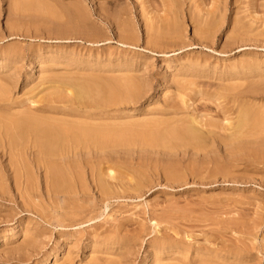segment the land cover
<instances>
[{"label":"rangeland","instance_id":"1","mask_svg":"<svg viewBox=\"0 0 264 264\" xmlns=\"http://www.w3.org/2000/svg\"><path fill=\"white\" fill-rule=\"evenodd\" d=\"M100 1L0 0V93L4 88L13 101L2 104L34 109L62 85L106 82L126 101L105 105L106 120L88 121L134 126L122 124L123 147L48 158L77 163L83 178L57 187L44 180L48 164L38 166L30 149L19 154L0 135V264H264V128L249 141L229 138L243 106L264 127V0H202L203 6L188 0L176 20L181 30L160 38L146 31L151 25L160 31L161 11L147 8L143 16L142 0L105 4L113 15L126 10L115 16L126 20L128 32L100 14ZM77 2L89 12L82 26L64 15ZM59 115L71 118L51 117ZM190 116L219 124L223 137H206L199 149L138 139L153 119L184 124ZM96 155L104 158H94L104 193L83 163ZM27 189L39 196L30 199L39 210L23 203Z\"/></svg>","mask_w":264,"mask_h":264},{"label":"bare ground","instance_id":"2","mask_svg":"<svg viewBox=\"0 0 264 264\" xmlns=\"http://www.w3.org/2000/svg\"><path fill=\"white\" fill-rule=\"evenodd\" d=\"M27 1H29V0H27ZM38 1H42V0H38ZM116 1H119V0H101L100 3L97 2L100 4V7H98L99 12L102 16L105 17V19L110 20V22H118L119 25H121V27L123 25L124 28H127L128 32H129V30H131V29L129 28L130 25L126 24L127 23V22H125L126 20L124 22L120 21L122 16L121 17H119V15L115 16V14H117V13L123 15L126 10H123V8H121L123 10V12L120 9L119 11L121 13L117 12L113 15L112 12H111V14L109 13L108 8L106 7L107 4L110 6V4H113ZM152 1H154V0H142V1H140L143 16H146V14H144V13H146V12H144V10L147 8H148L147 13L150 11L149 9H151V12H156V13L161 11L162 14L160 13L159 19H161V21H163L165 23L162 22L163 28L159 27L160 31L159 30L156 31L155 26L151 25L150 28L148 27L147 31H146L147 35L149 37H153V38H158V37L160 38V37H166L168 35L177 34V32H179L180 28H179V25H177L179 21L177 22L176 20L179 16L181 17L182 6L184 4H186V2L188 0H155L156 5L154 3H152ZM191 1H196V3L198 2L201 4L200 1H202V0H191ZM81 2H77L74 5L72 4L71 7L65 6L66 7V8H64L65 14L63 13L64 15H67L66 18L68 19V21H71V22L77 21V22H79L78 23L79 25H81L82 23L86 22L89 19V12L86 8V5L84 3H81ZM29 3H31V2H29ZM43 3H44L43 4L44 6H47L45 4V2H43ZM191 3L193 4V2H191ZM118 4H119V2L116 3V5H118ZM34 6H35V4H34ZM39 6L41 7V5H39ZM188 6L190 7L189 4H188ZM113 7H111L112 8L111 10H113ZM196 7H198V4ZM46 9L47 8H45V10ZM53 11H55V10H53ZM184 11H186V10H184ZM57 12H59V11L57 10ZM55 14H56V12H55ZM51 15H53V14H51ZM58 15H60V14L58 13ZM125 15H126L125 17H127L128 14H125ZM189 15L190 14H188L187 16H189ZM53 18H54V16H53ZM130 18H132V17H130ZM189 18L192 19V17H188V20H189ZM67 19H65V20H67ZM194 20L195 19H193V21ZM207 20H208V18H207ZM210 20H208L207 23L210 24V22H209ZM212 20H211V22H215ZM204 21H206V19L203 20V22L201 21L200 25H201V23L203 24ZM206 24H205V26H206ZM86 25H84V27H86ZM163 25L165 26V28ZM180 27H182V26H180ZM206 27H208V26H206ZM211 27H212V25L210 26V28ZM153 29H155L156 32L155 31L151 32ZM198 29H200V28H198ZM205 33L206 32H204V34ZM129 34H131V32ZM170 37H172V36H170ZM73 81H75V80H73ZM88 81L85 80L84 82H88ZM66 82H68V81H66ZM71 82H72V80H71ZM84 82H82V84H80V85H75L78 83V82L76 83V81H75V84H69V85L67 83L66 84L62 83V84H65L66 86L68 85V87H64V88H66V89H64L63 88L64 85H62V89L64 91H59V92L52 94L53 97H51V100H49V102H47L46 104H43L44 106L36 107L34 109L31 107H28L27 109H24V108L21 109L22 108L21 107L20 111H17V109L19 110V108H17V107H16L17 109H15L12 106L10 107L6 104L1 103V102H4L7 104H11L13 102L10 98H8V94H9L8 91L5 92V90H3L4 88H2L1 93H0V135H4L8 139L9 145H11L13 148L15 147L16 151L19 152V154H21V151H26L27 149H30L34 154L33 161L38 166L41 167L43 165L45 166L46 164H48L49 165V171L46 168L47 172L44 175V180L46 181L47 184L49 182H52L55 187L61 186V185H64V186L70 185V184H72V182L75 183L76 181L82 182L83 178L80 177V175L75 174V170L78 169L77 168L78 166L76 165L77 163H73V162H71V160H66V161L65 160H60V161L48 160V158H50V157H62V156L65 157L69 153L76 154L77 152H79L81 150L87 151V152H92V154H98V153H101L100 151H103L106 148L123 147V145H125L126 141H128L127 132L124 130V129H126L125 128L126 124L129 125L128 123L124 122L125 124H123V123L122 124L125 126H122V124H120L118 122V120L116 121V124H114V122L111 121L112 122V123L110 122L111 124L117 125V126L113 127L110 125V123H109V125H105V122L102 123L100 121V125L99 124L96 125V124H94V122L93 123L91 122L93 120H102L103 121V120L107 119L104 117V115L107 116L110 109L109 110L104 109L105 105H108L110 103L118 104L122 100L126 101V100H124L125 98L121 97V95L119 94L120 90L119 91L114 90L112 88V87H114V85L112 87L108 86L106 84V82H104V81L103 82H104V84L107 85V87H103V88H102V85H104V84H102L101 86H100V84H98L99 86L95 87L92 85L91 86L90 85H87V86L83 85ZM92 83H94V82H92ZM128 83H129V81L125 84L128 85ZM130 84H132V82H130ZM130 84H129V86H130ZM118 85L121 87L122 84L121 85L118 84ZM132 85L135 87L134 84H132ZM59 86H61V84ZM133 86H132V88H134ZM122 87H123V85H122ZM127 88H129V87H127ZM132 88H129V89H132ZM69 89H70V91H72V94H68V93L65 94V92L66 91L68 92ZM134 90H136V88H134ZM2 91H4V92H2ZM123 92H122V94H123ZM125 92H128V91L126 90ZM132 95L135 96L134 94H132ZM71 96H73V97H71ZM27 99L29 101L30 98H27ZM45 99L46 98H44V100ZM39 100L41 101V99H39ZM31 101H33V100L30 99L29 104L32 105ZM36 101H38V100H36ZM40 101H38V102H40ZM46 101H47V99H46ZM241 103L239 104V106H241ZM58 104L66 106L65 108H67V105H69V106L70 105H76V106L75 107H69V110H66L64 108L60 109V107H58L59 106ZM96 110H100V112H97ZM59 113H63V115L65 114L64 116L67 115L64 118L71 116V118L72 117H78L80 119L81 118L84 119L85 121H83L82 119H81V121H79L80 119L78 121H71V118H68V120L70 119V121H68L67 119L63 120V116H61V115H59V116H61L62 119L56 118L55 117L56 115L51 117V115L59 114ZM173 114H175V113H173ZM237 115L238 116H235L234 124L233 123L230 124V127L232 129L230 128L229 133H230V131H231V133H230V135H229V133H227V136L225 135V137H224L225 139H227V137L230 136L229 138L231 140L234 137V140H238L239 138H241L240 140H244V139L246 140L247 139L249 141V139L252 138L253 135L259 134L256 131L257 129L260 130V128H264L262 122H260L259 119H255L252 111L250 109L244 107V106L237 113ZM178 117H180V116H178ZM189 118H191V116ZM177 119L180 121L179 118H177ZM88 120H91V121H88ZM153 120H154V122L153 121H151V122L147 121L149 124L150 123L153 124V125L151 124L153 126V128H150V129L147 128V127H149V125L144 120L147 123L146 124L147 127H145V128L148 129V131L139 135L142 137H138V139L148 138L150 141L154 142L159 147L160 146H162V147L167 146L166 148H173L174 146H179V143H182L181 145H183V144L186 146L191 145V146H193L194 149L195 148L199 149V148L206 147L205 146L206 142H204V141H206V137H207V139L209 138V140L211 138L212 139L215 138L217 136V134L219 136V139H221L220 136L223 137V135L219 134L220 133L219 131L216 132V130H215L217 128H221V126L219 124L217 125V123H215V122H213V123L206 122V124H205L201 120L199 121L198 118H196V117L191 118L188 123L186 121H183L184 124H182V122H179L180 125H179V123H176V121H174L175 117H170V119L167 118L166 120H163L161 118V120H160L161 122L159 121V119L157 122H155L156 121L155 119H153ZM178 120H177V122H178ZM183 120H185V119H183ZM138 122L142 123L140 120ZM145 122H143V125H145ZM185 122H186V124H185ZM95 123H97V121ZM117 123H119V124H117ZM135 123H137V122L134 121L133 124H135ZM106 124H108V123H106ZM181 124H182V126H181ZM129 126H126V127L134 128V126L133 127H129ZM139 127H140V125H139ZM141 127H142V125H141ZM203 127H206L207 131L205 130V128L202 129ZM145 128L143 126L141 129L140 128L139 129L145 130ZM226 129L228 130V128H226ZM203 130H205V131H203ZM217 130H219V129H217ZM133 131H134V129H133ZM254 131H256L257 133H255ZM263 131H264V129H263ZM263 131L262 132L260 131L262 135L264 133ZM258 136H261V135L259 134V135H257V137ZM204 138H205V140H204ZM229 138H228V140H229ZM131 139H133V138L131 137ZM143 142H145V141H143ZM242 142H246V141H242ZM148 143H150V142H148ZM165 143H167V144L164 145ZM242 144H244V143H242ZM203 145H204V147H203ZM207 145H208V143H207ZM94 158L104 159V158L100 157L99 155H96L91 159L84 160L83 163L86 164L87 166H90L89 169H91L93 171V172L91 171L92 178L97 183V186L101 190V192L104 193V192L108 191V187L106 186V182L104 181V179L94 171V169H95L94 164L96 163ZM101 163H103L102 160H101ZM64 165H66V170L64 169L62 171L61 169H59V167L63 168ZM67 165H68V167H67ZM101 166H102V164H101ZM105 167H107V165ZM109 168H112V167H109ZM44 169H43V171H45ZM102 170H103V168H102ZM110 170H112V169H110ZM169 171L171 172V170H169ZM169 171H168V175H169ZM108 173H106L107 176L111 177L112 176V175H110L111 172L109 174ZM117 189H119V187H117ZM21 196L24 198L23 203L26 206H28L30 204V205L34 206L35 209H36V207H37V209L38 208L40 209L39 204H36L34 202V200L30 201V199L33 197H35V200L36 199L39 200V196L35 192L32 193L31 190L27 189V190H25L23 195L21 192ZM30 205H29V207H30ZM41 212L43 213L42 210H41ZM46 213H44V215ZM163 242H164V240H162V239L159 240V243H157L155 245L156 248L162 247L164 244ZM68 256H69V254L67 255V257Z\"/></svg>","mask_w":264,"mask_h":264}]
</instances>
